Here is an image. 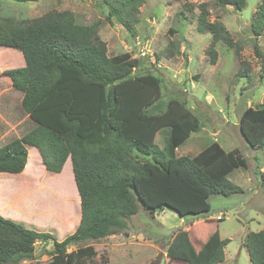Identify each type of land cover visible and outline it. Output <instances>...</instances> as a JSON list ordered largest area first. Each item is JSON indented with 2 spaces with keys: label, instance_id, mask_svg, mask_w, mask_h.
I'll list each match as a JSON object with an SVG mask.
<instances>
[{
  "label": "trees",
  "instance_id": "16d2710c",
  "mask_svg": "<svg viewBox=\"0 0 264 264\" xmlns=\"http://www.w3.org/2000/svg\"><path fill=\"white\" fill-rule=\"evenodd\" d=\"M145 1L104 3L109 15L134 34ZM216 1L236 10L247 4ZM184 5L191 11L195 7L192 2ZM198 7V31L213 36L208 47L211 63L217 61L218 41L236 48L240 56L241 46L226 26L209 20L207 3ZM100 22L80 24L73 11L54 9L27 20L0 17V46L18 49L25 58L24 66L5 73L22 93L26 119L31 118L29 130L0 146V172H22L28 145L37 147L53 173H60L71 158L81 204L79 225L61 241L0 214V264H89L97 251L79 244L126 228L140 205L151 213L170 207L181 216L201 215L210 210L212 195L243 192L229 177L235 168L248 165L238 148L227 151L215 141L195 156L177 155L179 145L200 130V120L180 100L162 102L163 79L151 72L137 74L140 58L130 52L109 55ZM251 29L256 36L264 31V0L258 2ZM240 73L248 75L245 69ZM240 129L250 145L264 149V106L246 108ZM69 211L73 216L71 206ZM216 236L199 250L189 230L178 229L168 243V255L184 264H217L225 260L229 239ZM50 240V258L39 263L36 244ZM71 245L77 247L69 250ZM245 245L252 264H264V229L249 232Z\"/></svg>",
  "mask_w": 264,
  "mask_h": 264
},
{
  "label": "rangeland",
  "instance_id": "374dc122",
  "mask_svg": "<svg viewBox=\"0 0 264 264\" xmlns=\"http://www.w3.org/2000/svg\"><path fill=\"white\" fill-rule=\"evenodd\" d=\"M185 2L194 3V9L189 10ZM201 2L207 3L209 20L222 22L239 43L240 56L236 48L218 41L215 45L217 61L211 63L208 47L212 33L197 29L198 4ZM258 2L247 0L242 10H236L232 6H220L216 0H146L140 7L135 32L130 34L115 16L109 15L104 0H1V18L27 20L54 9L73 11L80 24L101 21L99 33L107 42L109 55L130 52L140 58L137 74L151 72L162 77V102L180 100L200 120V130L192 132L179 145L177 155L195 156L216 141L227 151L238 148L248 162L246 168H235L229 175L243 192L230 196L212 195L210 210L201 215L181 216L170 207L151 213L140 205L138 213L127 220L126 228L79 244L92 245L97 251L89 264H184L168 255V243L173 233L181 228L189 230L199 250L215 234L219 239L228 238L225 260L217 264H252L245 241L249 232L264 229V149L254 148L247 142L240 129V118L246 108L264 106V31L256 36L251 29ZM13 50L22 53L12 47L0 46V67L2 65L5 71L25 65L24 59L22 61L21 56L14 55ZM243 69L248 75L240 73ZM2 90H6V86L3 85ZM21 100L17 97L11 99L12 110L9 111V104L1 102L7 101L6 95L1 98V113L14 118L17 128L0 139V146L30 129L31 118L24 119L28 114ZM5 130L6 126L0 122V133ZM158 137L162 147L163 133ZM68 166L62 175L45 174L48 176L45 187L48 184L49 190L43 192L34 188L38 176L32 173L27 177L34 184H29V195L18 205L16 213L20 219H15L17 222L50 232L59 241L76 230L81 218V204L73 167ZM13 179L14 182L20 181L18 177ZM65 188L69 191H64ZM53 247V240L38 242L36 261L48 260ZM76 247L71 245L69 250ZM28 263L29 260H24L18 264Z\"/></svg>",
  "mask_w": 264,
  "mask_h": 264
},
{
  "label": "crops",
  "instance_id": "0c3cea01",
  "mask_svg": "<svg viewBox=\"0 0 264 264\" xmlns=\"http://www.w3.org/2000/svg\"><path fill=\"white\" fill-rule=\"evenodd\" d=\"M4 47V46H1ZM12 53L16 56H21L22 61L24 58L23 53H19L15 50L12 51ZM24 63V62H23ZM26 64V63H25ZM1 67H3L1 65ZM0 67V101L3 96V94L6 95L7 101H1L2 104L5 103L6 105L9 104V111L12 110L10 104L13 102H10L11 99L18 98L21 100L22 93L16 89L13 88L12 79L10 76H8L5 73V69ZM9 68V67H8ZM10 69V68H9ZM3 73L4 75H1ZM3 85L6 86V90H2ZM5 92V93H3ZM27 116H24V119H26ZM14 118L9 117L8 114L1 113L0 111V122L3 123L6 126V130L0 133V139L4 138L9 132H15V129L17 128V122L13 121ZM11 120V121H10ZM28 160L27 164L25 166V169L20 173H11V172H0V214L6 218H10L13 220L20 219L17 216V209L18 205L24 202L29 195V190H27V187L29 184L33 185L34 181H28L27 177L34 173V176H38L37 179V186L34 187L36 190L44 191V189L49 190L48 184L45 187V179L48 178V176H45V174H49V170L45 167L43 163L42 156L37 149V147L28 145ZM33 155V156H31ZM68 164L72 165L71 158H69L63 167V170L60 173H56L58 175H62L66 172V166ZM34 167V168H32ZM40 174H42L40 176ZM18 177L20 178V181L14 182L13 178ZM73 178V175H72ZM75 178V177H74ZM49 182V181H48ZM47 182V183H48ZM73 182V186H74ZM78 189V188H77ZM67 190V188L64 189V191ZM79 193V191H78ZM70 197V196H69ZM80 198V195L77 196ZM76 198L73 197V200ZM29 207V204H28Z\"/></svg>",
  "mask_w": 264,
  "mask_h": 264
}]
</instances>
